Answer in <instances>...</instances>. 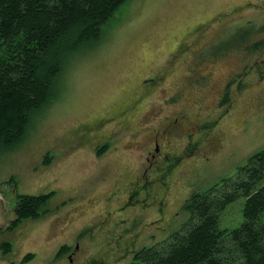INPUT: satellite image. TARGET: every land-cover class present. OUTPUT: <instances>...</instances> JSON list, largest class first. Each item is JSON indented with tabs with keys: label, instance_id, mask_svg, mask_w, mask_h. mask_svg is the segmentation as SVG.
Wrapping results in <instances>:
<instances>
[{
	"label": "rangeland",
	"instance_id": "374dc122",
	"mask_svg": "<svg viewBox=\"0 0 264 264\" xmlns=\"http://www.w3.org/2000/svg\"><path fill=\"white\" fill-rule=\"evenodd\" d=\"M120 10L115 32L72 64L63 98L0 154V244L13 245L0 264H131L182 226L194 192L264 150V0H130ZM153 155L166 205L136 227L138 208L114 211L145 185ZM17 193L53 196L47 214L6 231ZM245 201L220 212L222 232L243 222ZM113 234L128 235L118 251ZM65 245L76 254H59Z\"/></svg>",
	"mask_w": 264,
	"mask_h": 264
},
{
	"label": "trees",
	"instance_id": "16d2710c",
	"mask_svg": "<svg viewBox=\"0 0 264 264\" xmlns=\"http://www.w3.org/2000/svg\"><path fill=\"white\" fill-rule=\"evenodd\" d=\"M129 1L0 0V154L20 145L36 119L63 98L72 64L106 42ZM250 33L243 32L239 42ZM52 196L17 193L15 220L5 230L47 214ZM241 196L246 198L243 222L222 232L220 212ZM183 211L189 216L182 226L165 240L143 247L131 264H264V150L251 156L233 178L194 192ZM12 251V243L0 244L3 256ZM68 251L65 245L59 254ZM34 258L30 253L22 263Z\"/></svg>",
	"mask_w": 264,
	"mask_h": 264
},
{
	"label": "flooded vegetation",
	"instance_id": "af4514ba",
	"mask_svg": "<svg viewBox=\"0 0 264 264\" xmlns=\"http://www.w3.org/2000/svg\"><path fill=\"white\" fill-rule=\"evenodd\" d=\"M158 142H156V151H158ZM156 158V155H153L151 158H148L147 161L149 165L146 167L144 173V180L146 181L145 185L139 187V190L133 193H130V196H128L127 199L123 201L122 207L119 210H115L114 213L119 216L120 212L129 209L130 207L135 206L134 208H138L137 213L132 217L131 222L136 223V227L139 225V215H146V212H149L150 210L157 211L159 213H162L164 211V207L166 205L164 196L160 198L163 194V186H165L164 178L165 175L164 171L160 170V161H158ZM208 158L201 159V161H208ZM160 172L159 179H152L150 181V176L154 172ZM148 202V203H147ZM120 217V216H119ZM128 221L125 220V222H122V225L125 224L127 225ZM116 225H120V223L115 222ZM121 226V225H120ZM127 231H130V227L128 228L127 226ZM141 235V231L137 229V236L133 235L132 238L130 239L131 242L135 241L137 242L138 238ZM128 235H123L120 234L119 236L113 234L109 236L107 241L110 242L112 245L113 251H118L116 250V247L121 249L120 243L122 240ZM79 246L77 245V248ZM70 251V249H69ZM71 254H76V250L74 249L73 251H70ZM139 252V251H138Z\"/></svg>",
	"mask_w": 264,
	"mask_h": 264
}]
</instances>
